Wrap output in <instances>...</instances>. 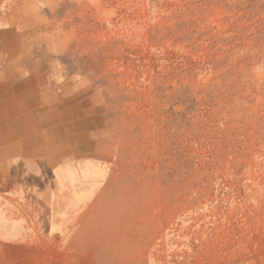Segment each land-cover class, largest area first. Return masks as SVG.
I'll return each mask as SVG.
<instances>
[{"label":"rangeland","instance_id":"obj_1","mask_svg":"<svg viewBox=\"0 0 264 264\" xmlns=\"http://www.w3.org/2000/svg\"><path fill=\"white\" fill-rule=\"evenodd\" d=\"M5 72L105 154L90 264H264V0H0Z\"/></svg>","mask_w":264,"mask_h":264},{"label":"crops","instance_id":"obj_2","mask_svg":"<svg viewBox=\"0 0 264 264\" xmlns=\"http://www.w3.org/2000/svg\"><path fill=\"white\" fill-rule=\"evenodd\" d=\"M41 77L0 75V162L7 158L0 167V219L7 222L0 246L8 250L0 264H90L78 246L90 237L94 216L78 210L107 176L105 154L80 155L79 140L95 147L96 136L80 135L78 118L62 134L57 95L47 98ZM87 165L104 177H84Z\"/></svg>","mask_w":264,"mask_h":264}]
</instances>
